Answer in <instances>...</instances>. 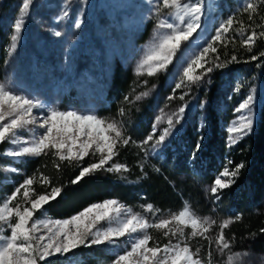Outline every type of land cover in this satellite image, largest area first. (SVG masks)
Masks as SVG:
<instances>
[{
    "label": "snow or ice",
    "instance_id": "snow-or-ice-1",
    "mask_svg": "<svg viewBox=\"0 0 264 264\" xmlns=\"http://www.w3.org/2000/svg\"><path fill=\"white\" fill-rule=\"evenodd\" d=\"M34 3L35 0H22L19 15L12 25L9 56H12L19 46ZM150 3L153 11L149 18H156V30L151 52L137 68V74L142 75L141 69L147 66V75L152 77L168 69L184 42H189L198 31H204L203 21L206 15L210 14L214 0H150ZM162 8L172 10L169 13L171 19L161 15ZM262 10L264 0H245L242 11L247 14L249 23L246 26L243 20L236 19L240 10L221 20L206 46L184 61L186 66H182V74L178 73L172 94L166 98L176 99L177 90H182L178 98L183 103L176 111L167 115L165 127H159L163 117L157 115L152 131L139 141L127 132L123 120L127 113L123 107L117 113L122 118L119 121L108 120L95 113L61 111L22 91H17L10 82L0 80V143L8 142L14 146L6 151V155L22 158L51 153L58 161L68 164H78L90 155L98 156L96 162L80 168L79 174L71 181L72 184H77L86 175L97 171L128 172V166L115 162L114 158L119 155L121 145H135L139 149L138 167L146 176L144 168L149 155L155 154L163 147L168 139L179 131L178 126H182L185 121L189 108V102L185 98L192 94L193 88L211 83L212 72L240 62L235 53L230 58H227L226 54L222 58L218 48L226 49L229 43L234 44L239 38L241 46H246L247 51L251 52L257 40L264 39V30L257 31L264 29ZM68 16L66 6L62 14L56 17V22L59 23ZM257 18L259 23L256 22ZM82 23V19L78 17L73 26L79 28ZM236 25L239 27H235ZM53 34L56 37L63 35L59 30H53ZM210 55L212 59H209ZM260 56H264V52H260L259 56L251 55L244 62L256 61ZM197 70L202 71L197 74ZM143 83L148 82L145 80ZM235 90L239 91L240 86ZM254 91L253 89V92L234 109L240 115L233 122V126L228 128L229 147L236 145L240 139L253 131ZM148 94L147 91L142 92L135 100L147 97ZM124 101L131 102L128 95L124 96ZM206 104V100H201L199 106L203 109ZM204 127L205 123L201 122L198 129L201 134L195 142L193 158L202 150ZM25 133L27 135H24ZM229 165H232L231 160L216 175L208 189L214 197V204L221 200L223 190L235 184L236 178L245 167L243 163L235 167ZM54 166L60 169V163L54 162ZM11 171L18 172L19 169L12 168ZM35 181V174L28 176L10 195L0 201V264H39L48 257L66 256L82 246L108 245L119 248L121 238H127L128 246L115 253L111 264H251V261L246 262L245 258L253 253L248 250L233 251L235 234L229 236L226 232L230 224L242 218V214L218 223L212 217L197 215L185 204L178 213L164 217L160 215L161 209L148 203L142 205V208L151 216L150 219L140 212H134L130 206L118 199H105L91 204L70 218L56 219L37 214L45 211V206L61 195L63 186H52L50 192H37L33 188ZM39 183L44 188L52 185L51 179L43 172L39 174ZM18 197H22L23 203L18 201ZM214 225L218 231H214ZM185 228L191 229L187 235ZM149 229L162 230L163 236L169 238L168 242L161 246L157 241L150 246L153 238ZM260 231L264 233V228ZM193 238L207 242L206 255L201 254V247L193 250L189 243Z\"/></svg>",
    "mask_w": 264,
    "mask_h": 264
},
{
    "label": "trees",
    "instance_id": "trees-1",
    "mask_svg": "<svg viewBox=\"0 0 264 264\" xmlns=\"http://www.w3.org/2000/svg\"><path fill=\"white\" fill-rule=\"evenodd\" d=\"M261 15H264V10L261 11ZM246 19L247 14L243 16V20ZM256 22H260L259 18ZM248 23L245 22V25ZM261 30L264 29H257V31ZM11 32L12 25L0 17V79L3 78L6 69ZM236 43H229L226 49L218 48V51L222 58L225 54L229 58L235 53L240 60L239 63H235L237 65L245 63L243 60H248L251 55L264 51V39L257 40L252 51L246 53L243 51L247 48ZM262 61L264 62V58ZM252 62L256 61L248 63ZM218 78L219 71L212 72L210 93L214 92ZM135 79L141 81L146 79L149 85L158 79L159 90L163 89L166 93L169 89L166 86L161 88L162 84L166 85L161 72L152 77L147 74L138 75L130 67L117 63L105 82L102 100L93 105V112L100 117L119 121L122 118L117 115L118 110L121 107L125 108L127 114L123 120L127 132L133 139L139 141L152 131L156 100L154 97H145L143 100L129 99L131 102H125L124 96L131 93ZM71 92L73 94V91ZM70 98L73 96L71 95ZM221 115L219 111L212 110L208 136L202 142V150L195 158L192 157V153L201 133L197 129V123L193 122L186 124L179 136H172L155 154L149 155L144 168L146 176L138 167L139 149L135 145L129 147L121 145L119 155L114 158L115 162L126 164L129 168L128 172L97 171L86 175L77 184H72L71 181L79 174L80 168L96 162L98 156L90 155L78 164L60 162L51 153L39 157L15 158L6 155V148L10 143H0V201L10 195L25 178L35 174L36 181L33 188L37 192H50L52 186H63L61 195L46 205V210L38 213V216L46 214L52 218H68L89 205L105 199H118L130 206L134 212H140L150 219L151 216L144 211L142 205L153 204L161 209L160 215L164 217L178 213L185 204L199 216L212 214L218 220L242 214L239 221L233 222L226 229L229 236L235 234L233 250L251 249L261 258V264H264V233L260 231L264 228V106L254 132L240 139L232 147H227L225 131L219 125ZM227 118L225 116V119ZM229 160L232 161L229 167H235L240 163L245 167L236 178L235 184L223 190L221 200L214 204V197L206 188L211 186L216 175ZM54 162L60 163L59 170L54 166ZM12 168L19 171L12 172ZM41 172L52 181V185L47 188L39 183ZM18 201L23 203L22 197H18ZM184 231L187 235L191 229L185 228ZM149 234L153 238L151 244L156 241L160 245L168 242L169 238L163 236L162 230L149 229ZM189 243L193 250L201 247V254L206 255V241L193 238ZM114 258L115 251L111 246H82L66 256L48 257L39 264H110Z\"/></svg>",
    "mask_w": 264,
    "mask_h": 264
},
{
    "label": "rangeland",
    "instance_id": "rangeland-1",
    "mask_svg": "<svg viewBox=\"0 0 264 264\" xmlns=\"http://www.w3.org/2000/svg\"><path fill=\"white\" fill-rule=\"evenodd\" d=\"M244 3L245 0H214L210 14H207L203 21L204 31H198L189 42H184L173 63L166 71H161L166 83V85L162 84L161 88L165 86L169 88L166 93L163 89H158V79L150 85L143 83L146 79L143 81L135 79L136 82L128 95L129 99L138 101L135 97L145 91L149 93L147 97H154L156 100L154 121L157 115L163 117L159 127L167 126V115L176 111L183 103L178 98L182 90H177L176 99L166 98L172 94L177 75L182 74L180 71L182 66H186L184 61L206 46L215 33V27L229 14L240 10L236 19L243 20V16L246 15L242 11ZM21 6L22 0H0V17L13 25ZM66 6L69 16L57 23L56 17L62 14ZM152 11L150 0H86V2L35 0L18 48L12 56L8 54L10 44L7 48L6 69L0 80L10 82L17 91L35 97L49 107L61 111L94 113L93 105L102 100L105 82L110 77L115 64L120 63L124 67H130L137 74V68L150 54L157 23L155 17L149 18L152 16ZM171 11V9L162 8L161 15L171 19L169 15ZM78 17L83 23L79 28H75L73 25ZM244 22H247V19ZM236 27L238 28L239 25ZM53 30H59L63 35L56 37ZM236 42L241 46L239 38ZM243 52L246 53L247 50ZM256 55L259 56V53ZM259 58L261 59L256 62L241 65L229 64L217 70L219 78L212 93L209 92L211 83L193 88L192 94L185 98L189 102L185 121L182 126H178L179 131L173 136H179L186 124L196 122L199 129L201 122H204L206 127L202 131L206 138L211 124L210 115L214 110L222 113L219 125L225 131L227 147H229L228 128L233 126V122L240 115L234 109L253 92V89L255 90L253 103L255 122L252 132H254L264 106V62L262 61L264 56ZM209 59H212L211 55ZM200 71L202 70H197V74ZM141 72L147 74V66H144ZM211 77L212 73L210 79ZM153 85H155L154 88ZM238 85L240 90L236 91ZM71 95L73 98H70ZM201 100L207 101L203 109L199 106ZM225 116L228 118L225 119ZM13 147L9 144L6 151ZM208 189L209 187L206 188ZM43 216L50 217L46 214ZM203 216L212 217L218 223L221 221L212 214ZM213 229L218 231L215 225ZM175 242L176 240L173 241ZM127 246V238H121L119 248H114V251L115 253L122 251ZM150 246H153V243H150ZM247 250L253 254L246 257L245 261L261 264V258L251 249ZM223 259L226 261V257Z\"/></svg>",
    "mask_w": 264,
    "mask_h": 264
}]
</instances>
